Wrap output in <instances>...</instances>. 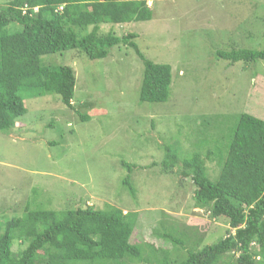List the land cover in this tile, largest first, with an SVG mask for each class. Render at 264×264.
<instances>
[{"label": "rangeland", "instance_id": "1", "mask_svg": "<svg viewBox=\"0 0 264 264\" xmlns=\"http://www.w3.org/2000/svg\"><path fill=\"white\" fill-rule=\"evenodd\" d=\"M7 1L0 0V6ZM148 5L151 20L103 24L100 31L136 34L134 43L145 58L171 67L168 100L139 102L143 66L124 45L102 60L71 52L48 60L73 68L72 106L89 118L81 122L54 95L25 99L27 113L10 133H0V214L22 215L35 203L54 211L110 205L136 213L129 243H149L176 258L185 250L156 236L163 233L161 224L174 227L176 238L183 233L200 237L198 247L226 236V219H213L194 206V186L179 170L165 175L143 168L163 160L164 145L188 157L203 131L215 134L211 116L225 122L247 113L264 120V61L232 65L215 54L264 49V0H156ZM122 162L137 167L130 176L133 194L122 184L128 174ZM206 167L211 178L217 176L214 164ZM193 244L184 243L186 248ZM23 248L17 242L12 251ZM149 253L143 247L145 258ZM223 262L229 264V258Z\"/></svg>", "mask_w": 264, "mask_h": 264}, {"label": "trees", "instance_id": "2", "mask_svg": "<svg viewBox=\"0 0 264 264\" xmlns=\"http://www.w3.org/2000/svg\"><path fill=\"white\" fill-rule=\"evenodd\" d=\"M154 1L8 0L1 5L0 133H10L27 113L26 98L54 95L63 107L75 110L73 68L48 61L68 52L95 61L107 58L116 46L131 48L143 66L139 102H166L171 67L145 58L134 43L136 34L116 36L112 31H100L103 24L151 20L148 4ZM215 54L232 65L264 61V49ZM75 112L81 122L88 120L87 115ZM211 118L218 124L213 125L215 134L203 131L188 157L179 156L174 145H164L163 160L143 169L155 167L165 175L179 170L181 178L194 186V206L208 211L213 219H226L224 238L198 247L200 237L191 239L190 234L183 233L176 238L174 227L166 229L161 224L163 233L156 236L175 250H185L176 258L149 243H129L136 213H123L110 205L54 211L35 203L34 209L27 204L22 215L0 214V264H226L225 256L229 264H264V120L247 113L225 122ZM52 126L49 123L48 127ZM217 134L218 138L213 137ZM206 163L218 168L216 177L207 173ZM122 165L128 172L122 184L133 194L130 176L137 167L126 162ZM187 241L194 244L186 248ZM17 242L24 248L13 252ZM143 247L150 250L146 258ZM232 253L237 258L228 256Z\"/></svg>", "mask_w": 264, "mask_h": 264}]
</instances>
